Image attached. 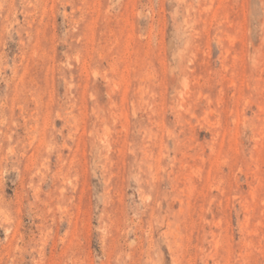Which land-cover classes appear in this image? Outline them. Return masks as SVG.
I'll list each match as a JSON object with an SVG mask.
<instances>
[{
  "label": "rangeland",
  "instance_id": "obj_1",
  "mask_svg": "<svg viewBox=\"0 0 264 264\" xmlns=\"http://www.w3.org/2000/svg\"><path fill=\"white\" fill-rule=\"evenodd\" d=\"M0 264H264V0H0Z\"/></svg>",
  "mask_w": 264,
  "mask_h": 264
}]
</instances>
